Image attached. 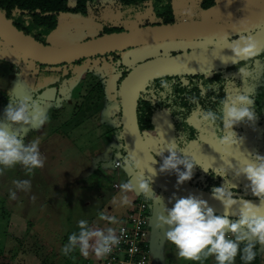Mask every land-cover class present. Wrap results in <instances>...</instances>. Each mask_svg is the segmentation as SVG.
I'll list each match as a JSON object with an SVG mask.
<instances>
[{
	"label": "rangeland",
	"instance_id": "obj_1",
	"mask_svg": "<svg viewBox=\"0 0 264 264\" xmlns=\"http://www.w3.org/2000/svg\"><path fill=\"white\" fill-rule=\"evenodd\" d=\"M170 1L176 23H220L245 15L264 0H217L216 5L208 10L200 8L202 0ZM69 5L74 7L75 1H70ZM145 6L146 12L138 14L134 20L133 17L123 16L117 0H96L87 15L60 16L59 28L49 36L48 45L68 46L94 38L106 27L119 26L127 31L141 26L146 20L156 22L151 2ZM188 10L191 11L190 16L187 15ZM218 44L198 40L164 42L113 55L87 57L74 63L42 66L22 56L0 39V120L4 119L6 107L13 100H20L24 96L38 98L48 116L47 122L40 128L12 125L23 133L25 143L33 138L40 139L44 165L35 169L30 176L19 165L0 175V264H85L90 254L84 257L78 250L69 255L61 253L68 235L78 231L77 221L86 219L91 226L100 227L104 220L99 219L98 213L106 211L116 215L121 222L130 207L113 210L111 206L112 197L119 194L114 184L119 186L135 173L120 167L114 168V162L119 160L118 157L112 159L116 138L112 133H107L112 132L119 119L116 116L119 107L117 88L124 73L159 55ZM263 72L264 69L257 64L250 73V81L243 80L248 84L241 88L232 81L227 94L247 92L253 95L261 92L260 76ZM233 76L242 74L236 71ZM253 111L259 116L255 107ZM199 123L202 128V121ZM242 126L243 123H240L234 129ZM263 133L264 125L246 132L242 136L240 150L246 155L252 152L260 154L257 152L259 145L251 144L250 138ZM145 135L154 152L161 150V142L155 132L146 131ZM201 136L203 144L196 146L195 159L205 169H212V164L213 167L223 165L220 154L214 150L220 145L213 129L206 128ZM168 154L165 150L164 155ZM229 159L236 163L234 158ZM18 178L30 179L32 187L27 192L18 191L17 198L11 200L8 189L14 188L12 180ZM227 178L236 185L237 190L251 193L243 175L237 177L234 170L229 169ZM222 180L223 184L225 180ZM152 190H156L153 184ZM163 196L174 202L167 194ZM137 198L142 199L141 194H137ZM88 201L91 203L86 206ZM153 209L149 206L151 217ZM108 225L116 228L119 223ZM153 226V233L158 232ZM153 237H157V246H154L155 264H215L212 257L201 261L178 257L175 246L165 239L164 232L160 239L155 235ZM257 246V257L260 258V264H264V244ZM234 264H242L239 255Z\"/></svg>",
	"mask_w": 264,
	"mask_h": 264
},
{
	"label": "clouds",
	"instance_id": "obj_2",
	"mask_svg": "<svg viewBox=\"0 0 264 264\" xmlns=\"http://www.w3.org/2000/svg\"><path fill=\"white\" fill-rule=\"evenodd\" d=\"M187 15H191L190 10L187 11ZM229 45L227 48H230L233 53L230 60L239 63L244 61L239 66V72L243 77L248 75L256 63V58L264 49L261 42L254 34L246 32L235 39H230ZM222 60L228 61V59ZM172 83L167 79H161L157 90L158 96L153 99L163 100L172 87ZM204 95L205 92L201 91L198 95L190 96L189 100L199 108V99ZM253 107V95L239 92L235 95H223L219 98L216 107H206L200 112L199 119L215 129L216 139L220 145L214 150L220 154L223 165L213 167L212 164V175L224 178L225 182L222 185L213 186L211 196L220 201L224 212L218 214L209 205L208 200L196 194L178 198L174 195L171 198L174 199L172 207L163 205L164 211L158 214L157 225L166 227L165 239L175 246L178 257L192 261L212 257L215 264H234L239 255L243 264H250L256 259L257 245L264 244V155L258 153L246 155L242 152L239 146L243 137L234 130V126L240 123H251L256 120ZM168 111L171 112L172 109L168 108ZM47 120L46 110L41 107L38 98L32 96L13 100L6 107L4 119L0 120V175L17 165L21 166L29 176L35 169L43 167L44 157L40 151V139L33 138L25 143L23 133L12 125L23 124L40 128ZM123 132L119 135L120 140L123 137L122 151L116 153L120 159L115 166L133 172L135 175L119 184V194L113 196L111 200L113 210L131 206L132 200L129 193L143 195L153 207L158 203L162 204V198L152 190L151 177L144 174L145 168L153 175L156 174V169L151 167L149 162L157 163V155L162 157L159 170L175 174L177 185L190 180L197 165L201 167L189 153L185 152L184 143H191V140H186L185 132H182L178 140L171 142L166 141L161 132V150L156 151L151 157L148 162L149 167L143 166V159L135 151H128ZM165 150L169 153L168 155H164ZM230 157L235 159V164L229 159ZM202 169L208 171L205 168ZM229 169L234 170L235 176L243 175L246 178L248 181L246 187L250 189L254 197L258 198L259 203L237 194L236 185L227 178ZM12 185L14 188L8 189L11 200L17 198L18 191L27 192L32 187L30 179H13ZM234 206L238 208L236 219H233L230 213ZM98 217L110 225L120 223L116 215L106 211H100ZM77 225L78 231L70 233L61 248L63 255H69L78 250L84 257L89 256L91 252L96 257L103 258L120 245L125 234L123 227L119 229L111 226L93 227L86 219L78 220Z\"/></svg>",
	"mask_w": 264,
	"mask_h": 264
},
{
	"label": "water",
	"instance_id": "obj_3",
	"mask_svg": "<svg viewBox=\"0 0 264 264\" xmlns=\"http://www.w3.org/2000/svg\"><path fill=\"white\" fill-rule=\"evenodd\" d=\"M246 32L254 34L264 47V1L245 15L226 22H182L137 27L119 33L100 35L68 46H51L39 42L18 29L0 13V39L22 56L47 66L74 63L87 57L104 56L164 42L193 40L219 42L218 45L203 49L159 55L148 59L135 66L120 84L121 125L122 132L124 131V142L128 145V151H135L143 159L144 167H149L150 164L156 169L155 175L147 168L144 169V174L151 177L152 184L156 188L171 198L174 195L177 198L186 197L189 194L199 195L208 200L209 205L218 214L224 212V207L220 201L212 198L211 192L187 182L177 185V177L174 174L159 170L161 162L157 157V163L149 162L154 153L145 141L139 126L138 102L143 87L155 78L206 74L237 65L239 62L230 60L233 53L227 47L230 46V39H235ZM222 59H228V61ZM246 199L259 203L258 198ZM237 212L236 206L230 210L233 219L238 218Z\"/></svg>",
	"mask_w": 264,
	"mask_h": 264
},
{
	"label": "trees",
	"instance_id": "obj_4",
	"mask_svg": "<svg viewBox=\"0 0 264 264\" xmlns=\"http://www.w3.org/2000/svg\"><path fill=\"white\" fill-rule=\"evenodd\" d=\"M70 1H75L74 7L69 5ZM95 2L96 0H0V13L27 35H30L39 42L48 45L47 40L49 39V36L59 28L58 21L60 16L70 14L87 15L90 7H92ZM117 2L123 16L133 17L134 20H136L138 14L146 12V3L151 2L153 8L152 10L157 21L152 22L150 20H146V22L138 27L176 23L174 21V9L170 0H117ZM216 2L217 0H202L200 8L208 10L209 8L214 7ZM123 31H125V29H122L119 26L112 28L106 27L100 35L119 33ZM243 63L244 61L229 68L211 72L213 75H211V73L198 75H171L158 77L149 81L143 87L138 102L139 126L145 141L146 131L155 132L159 141V132H162L165 140L168 142L178 140L182 132H185L187 134L186 140H191V143H184L183 146L185 147V152L189 153L193 160L201 165V163L195 159V155L197 153L196 146L203 144L201 136L202 131L210 126L206 125L203 121V127L201 128L199 126L200 112L206 107H216L219 98H222L223 95L227 94L228 86L232 83V81L237 82L239 85L238 87L242 88V86H246L248 83L243 82V80L246 79L247 82L250 81V73L253 72V69L257 64H260L261 68L264 69V53L256 58V63L254 64L252 71L247 76H233L236 71H239V66ZM127 74L128 72L124 73L120 83H118L119 87L121 81ZM161 79L172 81V87L165 94L163 100L160 98L153 99V97L158 96L157 90L159 89V82ZM260 79L262 80L261 89L263 90L253 94L254 107L259 116H256L257 118L255 122H251L253 124L243 123L241 128L234 129L240 136H243L246 132L254 129L255 127L260 128L264 125V72L260 76ZM119 87L117 88V100L119 107L118 112H116L117 115L115 114L119 119H117V124H115L111 129L112 132H107L112 133L114 138H116V148L113 149L112 159L117 157L120 159L116 153L117 151H122L121 141L123 142V137H121V140L119 139L120 132H122L120 124L121 105ZM101 91L102 90H100V92ZM201 91H204L205 95L200 97V107L197 108L196 105L190 102L189 97L192 95H198ZM168 108L172 109V111H168ZM212 129L216 138L217 133L214 128ZM250 143L259 145L257 152L264 155V133L261 136L255 135L251 137ZM147 144L149 145L148 142ZM151 150L155 153L152 148ZM156 157L162 163V158H159L158 155ZM201 167L197 165L194 168L193 176L190 180L186 181L187 183L208 192H211V188L213 186L222 185V178L219 176H213L212 169H207L208 171H205L202 169L204 167ZM155 193H157L160 197L165 194L158 188H156ZM237 194L244 196L245 198H256L251 193L244 192L240 189L237 190ZM146 202L151 206L150 201L146 200ZM157 205H159V203ZM250 264H260V258L256 256V259L250 262Z\"/></svg>",
	"mask_w": 264,
	"mask_h": 264
},
{
	"label": "built area",
	"instance_id": "obj_5",
	"mask_svg": "<svg viewBox=\"0 0 264 264\" xmlns=\"http://www.w3.org/2000/svg\"><path fill=\"white\" fill-rule=\"evenodd\" d=\"M132 205L133 207L116 227V229L120 227L125 229L120 245L103 258L94 255L86 264H151L153 247L150 238L149 205L142 199L134 201ZM130 249L134 250L130 252Z\"/></svg>",
	"mask_w": 264,
	"mask_h": 264
},
{
	"label": "crops",
	"instance_id": "obj_6",
	"mask_svg": "<svg viewBox=\"0 0 264 264\" xmlns=\"http://www.w3.org/2000/svg\"><path fill=\"white\" fill-rule=\"evenodd\" d=\"M114 164H115V162H114ZM114 168H115V165H114ZM119 167H117V168H115V169H118ZM114 187L118 190L119 189V187H118V184H114ZM155 192V191H154ZM164 195V194H163ZM163 195H161V198H162V200H161V203L162 204H159V205H157V206H155V207H153L152 206V208H154L153 209V216L151 217L150 216V225H151V236H150V238H151V244H152V247H153V260H152V262H151V264H155V259H154V253H155V247L154 246H157V241H156V238L154 239V235L155 236H158L159 237V239H160V236H161V233L163 234V232H165L166 231V227L165 228H162V227H158V225H157V216H158V214L160 213V212H163L164 211V209H163V205L164 206H167V207H172V205H173V203L174 202H172L170 199H168V198H166L165 196H163ZM129 196H130V199L132 200V204L134 203V201H138V200H141V199H139V198H137V193H129ZM141 197H142V200H144L145 202H146V199L144 198V196L143 195H141ZM90 203H91V201H88L87 202V204H86V206H89L90 205ZM147 203V202H146ZM131 204V206L129 207V209L127 210V212L124 214V216H123V218L126 216V214L128 213V211H130V209L133 207V205ZM148 204V203H147ZM149 205V204H148ZM150 206V205H149ZM103 221H101V224H100V227H108L109 225H108V222H106V221H104L103 223H102ZM153 224L155 225V227L158 229V232H155V233H153V228H152V226H153ZM154 227V226H153ZM160 244H161V242H160ZM92 254V255H91ZM92 257H94V254L93 253H91L90 252V257H88L87 259H86V261H85V264L88 262V261H90V259L92 258Z\"/></svg>",
	"mask_w": 264,
	"mask_h": 264
}]
</instances>
